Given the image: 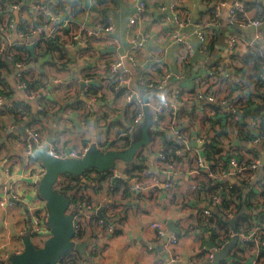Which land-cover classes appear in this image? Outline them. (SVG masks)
<instances>
[{
    "label": "crops",
    "instance_id": "obj_1",
    "mask_svg": "<svg viewBox=\"0 0 264 264\" xmlns=\"http://www.w3.org/2000/svg\"><path fill=\"white\" fill-rule=\"evenodd\" d=\"M20 1L0 0V25L4 17L9 18L12 25V29L4 38L0 36V40L6 45L14 41L25 43L17 51L18 55L25 62V68L34 72L28 77L30 85L39 90V96L46 99L49 107L40 113L37 101L25 98L16 79L17 58L10 59L7 53L1 54L0 82H6V89L0 88V94L4 92L7 98L3 105L23 108L24 111L20 118L14 114L0 115V199L5 198L6 201L4 205L0 204V260L4 264L24 249V237L32 231L31 208L46 207L45 200L38 193L44 166L27 155L19 141L26 125L39 120L36 125L46 142L53 141L57 147L61 146L68 152L77 150L80 153L98 141L123 135L132 125L133 110L127 106L126 89L113 91L115 83L105 75L108 74V63L118 53L130 50L132 36L128 33L129 20L141 2H145V8L132 32L135 33L134 38H144L145 48L137 66L128 60L123 62V69L127 70L131 79L129 87L138 95L146 97L150 93L143 76L146 80L158 79L170 72L181 75V80L169 82L160 92L154 91L149 97L152 101L174 102V92L180 87L191 91H202L208 87L219 98L229 99L240 93L241 86L254 91L251 80L253 73L259 69L253 59L256 53L246 52L238 64L241 70L233 71L238 73L237 79L224 78L231 76L227 72L232 68L230 62L234 56L228 44L230 34L238 31L250 37L255 34L254 28L241 30L236 26V20L229 17L228 8L236 0H176L177 7L191 16V21L184 26L180 25L178 10L172 8L174 0H25L18 8H12ZM37 4L43 5L44 9L34 11L33 6ZM245 13L250 17L262 13L264 17V0H245ZM109 24H113V31L99 29V38H86L88 46L90 43L88 51L62 46V39L79 31L82 26L97 25L100 28V25ZM20 27L27 32L34 27L37 32L22 38L18 33ZM196 28H200L206 37L205 42L198 38ZM56 30L59 31L57 39L48 41L47 38ZM178 30L188 36L192 45L193 55L188 63H182L180 47L172 39L173 32ZM88 104L91 112L86 110ZM178 105L185 109L202 106V102L188 104L184 101L178 102ZM254 108L255 105L251 107ZM184 125L187 130H196L200 126V118L188 116ZM221 125L216 121L205 123L199 129L207 134L214 127L219 134H226L229 127L224 125L223 129ZM11 126L13 129H10ZM104 126H107L106 133ZM167 132L173 136L170 128ZM193 133L197 135V132ZM199 145L196 141L190 143L196 151L202 149ZM152 162L153 157L149 156L143 163L144 169L151 168ZM258 174L245 183L232 181V192L240 197L248 192V198H254L264 188V172ZM104 176L106 178H102L97 187L86 185L87 194L101 213L83 211L82 223L87 237L78 238V241H87L88 247L86 255L74 251L81 255L78 258L75 256V264H162L168 255L164 248H158L161 242L150 222L163 220L168 232L172 221L179 227L177 193L167 194L158 188L142 193L135 187V178L124 176L128 185H116L107 175ZM160 178L164 179L163 176ZM181 179L183 184L187 183L185 175ZM9 195L18 202L10 200ZM196 197L192 200L194 206L204 207L202 189ZM96 213L105 215L107 224L113 225L112 231L92 219ZM32 238L36 245L41 246L48 236L34 234ZM207 244H210L208 239ZM176 251L182 263L200 262L198 255L202 252V238L183 237Z\"/></svg>",
    "mask_w": 264,
    "mask_h": 264
},
{
    "label": "built area",
    "instance_id": "obj_2",
    "mask_svg": "<svg viewBox=\"0 0 264 264\" xmlns=\"http://www.w3.org/2000/svg\"><path fill=\"white\" fill-rule=\"evenodd\" d=\"M24 1L21 0L20 3L13 5L12 8H18ZM144 8L145 2H141L137 11L129 20L128 33L132 36L130 50L124 54L118 53L108 63V74L105 75L115 83L113 91L126 89L125 99L127 106L130 110H133L132 125L123 135L107 141H98V143L93 145L102 150L122 151L128 148L141 126L145 116L144 107L147 106L150 113H152L151 129L153 133L162 130V134L152 135L150 144L143 148L136 158V162L144 163L151 156L153 157V162L151 168H143L141 173L136 172L138 177L134 179L135 187L142 193L158 188L167 194L177 193L178 195L176 208L180 234L172 233L168 240L163 242L164 237L168 233L166 223L161 219L150 222V227L155 230L156 237L163 243V248L168 255L166 259L162 260V264L172 262L195 264V260L189 263H182L181 257L176 251V246L183 237L200 238L201 234L208 237L212 245L211 248L210 246L207 248L202 243V251L204 249L207 250L206 258L209 262L213 259L216 251H219L237 235V243L221 264H264V188L258 195L250 199L248 198V192H245L242 197L239 194L237 196V193H233L231 184L232 181L245 183L258 176L260 171L261 173L264 172V137L259 127V123L264 122V50L259 47V43L264 39V17L262 13H258L255 17H250L245 13V0H236L228 8L229 17L236 20L238 28L242 30L252 27L255 34L251 37L242 31L230 34L228 44L234 51V56L230 62L232 68L227 72L231 76L226 75L224 78L237 79L238 73L235 74L233 71L241 70L242 67H239L238 64L246 52L260 53L262 63L258 71L253 73L254 77L252 76L253 79L251 80L252 84H254V91L250 92V88L241 86L240 93L237 96L221 99L215 92L210 91L208 87L202 91H191L180 87L174 92L173 97L176 100L174 102L166 100L152 101L150 98L146 101V97L140 96L130 89V76L127 70L123 69V62L126 60L130 61L133 66H137L140 59L139 56L145 48L144 38H134L135 33L132 32ZM172 8L178 10L181 17V26L191 21L190 14L183 13L177 7L176 0H174ZM33 9L36 12H40L44 9V6L37 4L33 6ZM11 29L12 25L9 18L4 17L0 25V36L4 38ZM99 29L111 32L114 26L113 24L100 25V28L97 25L95 27L82 26L79 31L65 36L62 39V46L65 49L77 48L81 51H88L90 48L88 39L99 38ZM36 32L37 29H34V27L31 32H27V29H21V27L18 30L22 38H27L30 34L32 35ZM195 33L201 42L206 41V37L202 34L200 28H196ZM58 35L59 31H53L47 40L55 41ZM172 39L180 47L182 63H188L193 55L192 45L188 36L183 35L178 30L173 32ZM24 45L25 43L20 41H14L10 45H6L0 40V55L7 53L10 59L17 58L15 67L18 69L16 76L18 87L24 93L25 98L37 101V107L40 113H43L48 109L49 105L46 99L39 96V90L36 91L30 85L28 77L34 75V72L25 68V62L19 57L17 52ZM142 78L144 79V84L147 85V90L153 95L154 91L160 92L169 82L180 81L182 77L181 75L168 72L158 79L146 80L144 76ZM238 82L241 81L238 80ZM0 88L5 90L6 82H0ZM6 99L4 92L1 93L0 115L11 116V114H14L16 118L22 117L24 115L23 108L15 109L3 105ZM92 100L94 101V99ZM184 101L188 104L202 102V106L198 107L197 105L182 109L178 102ZM254 105L255 108L251 109ZM258 109L260 111L256 112ZM86 110L91 112L90 104L87 105ZM243 113L251 116L245 117ZM188 116L200 118V126H197L196 130H187L184 125ZM216 121L229 127L226 134H219L218 129L214 127L210 128L207 134L204 131L201 132L200 129L203 128L205 123L211 124ZM168 128L171 129L173 136L168 134ZM10 129H13V126ZM103 130L106 133L107 126H104ZM193 132H197V135H194ZM169 140L183 145L182 148L175 150L174 155L164 147V143ZM19 141L24 146L27 155L31 154L32 146L43 147L48 143L45 141L41 131L30 124L26 125L24 133L19 137ZM191 141H196L202 145V149L196 151L190 146ZM52 142L49 143L50 153L60 158L80 157L90 147L84 148L81 153L77 150L68 152L61 148L58 141L60 148L57 147L56 143L53 144ZM209 145L211 147H208ZM44 173L45 171L43 170L42 176ZM104 174L112 175L114 180L118 178L124 180V175L119 168L112 169ZM184 175L187 177L186 184H183L181 179ZM161 176L164 177L163 180H161ZM200 189H202V202L204 205L202 208L194 206V203H192V200H196L197 192ZM256 193L254 192L253 194ZM42 200L44 199L42 198ZM5 203V198L0 199L1 205ZM71 210H73L72 205L70 206V212H72ZM87 210L92 212L99 211L93 202L87 206ZM30 219L32 231L36 235L46 234L48 237L51 235L46 207L36 206L31 208ZM75 219L77 224L76 232L78 233L83 228V224L79 216L75 215ZM232 221H235L236 228L231 224ZM98 224L107 227L111 231L113 230V225L107 224L104 220H99ZM70 264L74 263L71 262Z\"/></svg>",
    "mask_w": 264,
    "mask_h": 264
},
{
    "label": "water",
    "instance_id": "obj_3",
    "mask_svg": "<svg viewBox=\"0 0 264 264\" xmlns=\"http://www.w3.org/2000/svg\"><path fill=\"white\" fill-rule=\"evenodd\" d=\"M151 93L146 96L148 101ZM145 116L141 122L137 134L132 143L125 150H102L96 145H91L80 157L60 158L50 153L49 141L43 147L32 146L30 157L40 161L44 166V175L38 182V193L45 200L48 211V222L51 235L41 246L34 243L29 231L24 237V249L22 252L12 255L8 264H60L61 260L70 252L76 251L86 255L87 241H78L76 232V219L74 213L70 212V200L57 189L60 176L71 174L81 176L87 170H98L107 173L119 167V162L132 164L139 156L140 151L152 141V117L149 108L144 107ZM264 137V122L259 123ZM193 145H196L193 143ZM9 199L15 202L12 196ZM100 214L101 212L98 211ZM235 223V221H233ZM170 230L164 237L163 242L168 240L172 233L180 234L181 231L175 221L170 222ZM234 228L235 224H234ZM238 241L235 235L219 251L213 255L210 264H221L228 256L231 249ZM210 248L212 247L209 244ZM163 249V243L158 247ZM0 264H4L0 260Z\"/></svg>",
    "mask_w": 264,
    "mask_h": 264
},
{
    "label": "trees",
    "instance_id": "obj_4",
    "mask_svg": "<svg viewBox=\"0 0 264 264\" xmlns=\"http://www.w3.org/2000/svg\"><path fill=\"white\" fill-rule=\"evenodd\" d=\"M21 29H24V27H21ZM259 47H261L264 50V39L259 43ZM253 59H255L257 62L255 67L259 68L261 66V63H262L261 62L262 56L260 55V53H256V56L253 57ZM259 111H260L259 109L256 110V112H259ZM151 114L152 113H150V115ZM37 122H39V120H37L36 122L32 121L31 122L32 124H30V125L37 127V125H36V124H38ZM221 127L223 129H225L224 125H221ZM158 133H160V135H161L162 130L155 131L154 133H152V135H155ZM164 147H166L167 151H171V154L174 155L175 150L182 148L183 145L179 142L169 140L168 142L164 143ZM208 147H211V145H209ZM143 166H144L143 162L139 163V162L135 161L134 163L131 164V166L122 168L120 170V172L124 176L129 177L131 179H134V178L138 177V175H137L138 173H136L137 171L139 173L142 172V169L144 168ZM104 175H105L104 173L93 169V170L85 171L83 173V175H81V176H75V175H71V174H65V175L60 176L58 184L56 187L59 191H61L64 195H66L69 198L70 204L72 205V208H73V210H71L72 213H74V215H76V216H79L81 221H82L83 211L91 213V211L87 210V206L92 202V200L86 192V185L87 184L95 185V186L97 184L99 185L102 178H106ZM122 184L128 185V183L126 181H124V183H122ZM200 191H201V189H200ZM92 219L95 220L97 222V224H98L99 220L106 221V217L104 214H102L101 216L98 214L97 215L93 214ZM86 237H87L86 236V229H85V227H83L77 233V238L85 239ZM201 238H202L203 246H206L207 248H209V246L207 244L208 238L205 235L202 236V234H201ZM212 242L214 243L213 238H212ZM206 253H207V250L204 249L201 252V254L198 255L200 262L196 261L195 264H210L209 260L206 258ZM75 256L77 258L81 257V255L79 253L72 251L69 254H67L61 260L60 264H70L71 262L75 264Z\"/></svg>",
    "mask_w": 264,
    "mask_h": 264
},
{
    "label": "rangeland",
    "instance_id": "obj_5",
    "mask_svg": "<svg viewBox=\"0 0 264 264\" xmlns=\"http://www.w3.org/2000/svg\"><path fill=\"white\" fill-rule=\"evenodd\" d=\"M127 130V129H126ZM126 130H124V132H126ZM123 132V133H124ZM128 166H131L130 164H123L121 161L119 162V170H121L122 168H124V167H128ZM118 175H119V173H118ZM107 178L112 182V184H118V185H121L122 183H124V181H125V179L123 180V179H117V180H114V178L112 177V175H107ZM233 226H234V222L232 221V223H231Z\"/></svg>",
    "mask_w": 264,
    "mask_h": 264
}]
</instances>
